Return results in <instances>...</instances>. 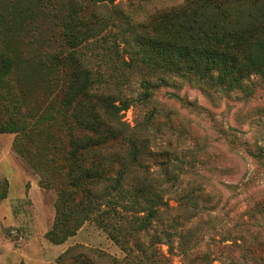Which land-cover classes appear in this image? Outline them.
<instances>
[{
    "label": "rangeland",
    "instance_id": "1",
    "mask_svg": "<svg viewBox=\"0 0 264 264\" xmlns=\"http://www.w3.org/2000/svg\"><path fill=\"white\" fill-rule=\"evenodd\" d=\"M240 1L254 22L264 20V0ZM181 4L0 0V65L9 60L0 84V264H76L80 253L91 264H244L228 237L253 233L264 243V74L218 83L215 74L168 72L142 60L134 41L152 16ZM80 66L91 78L83 104H95L102 131L118 137L107 149H80L75 161L73 144L89 132L63 103ZM106 94L129 104L112 121ZM127 138L144 153L167 154V174L143 155L152 174L130 172L122 198L70 189L75 166L114 178ZM143 183L146 198H124ZM56 227L73 235L53 244L47 233ZM248 243L264 260V245Z\"/></svg>",
    "mask_w": 264,
    "mask_h": 264
},
{
    "label": "trees",
    "instance_id": "2",
    "mask_svg": "<svg viewBox=\"0 0 264 264\" xmlns=\"http://www.w3.org/2000/svg\"><path fill=\"white\" fill-rule=\"evenodd\" d=\"M90 1L93 4L113 2V0ZM250 9L249 5L240 0H182L180 6L152 16L141 26V31L134 36V41L139 47L142 60L156 68L199 76L215 74L218 83L227 81L238 83L248 76L264 74V20L254 22ZM75 45L77 44L73 43L72 47H77ZM8 69L7 59L0 65V84L4 71ZM90 87V72L80 66V71L72 74L68 80L67 95L63 103L72 111L80 129L89 132L85 138L78 141L80 145L73 144L72 158L75 161H82L76 154L80 149H107L108 142L118 137L112 130H108L107 134L102 131V128L107 126L95 104H83ZM100 99H102L103 112L109 121L129 108V104L121 100L115 105L116 101L107 94ZM81 113L86 116L85 120L80 116ZM127 141L126 156H119V167L115 171L114 178L103 176V170L97 168L75 166L70 174V189L81 193L83 198L97 199L106 196L122 198V184L130 172L139 170L147 176L152 174L142 163L143 155L146 158L154 157L152 165L161 166V170L164 174L166 171L167 174L166 163L169 162L167 154L149 151L144 153L131 138H127ZM149 180L144 177L142 182ZM104 182H110L111 185L108 186V183L99 193L98 185ZM150 189V184L143 183L136 189V193H124V198H146L145 194ZM92 205H94L93 209L96 205L99 206L97 203H86L85 209H90ZM252 209L260 211L262 206L256 203ZM254 222L256 225V220ZM146 228L147 226L143 227L144 230ZM107 234L123 251H126L118 236L110 232ZM72 235V232L57 228L55 232L49 231L47 238L53 244H61ZM164 236L167 237L166 234ZM228 240L230 248L235 246L241 250L246 262L244 264H264L263 259L254 258L255 248L248 243L253 242L257 247L264 245L253 233L247 238L240 237V242L234 236L228 237ZM67 254L63 253L59 259H63ZM197 258L195 256V259ZM72 259L76 264H91L90 258L83 253L73 255ZM201 264H206V261Z\"/></svg>",
    "mask_w": 264,
    "mask_h": 264
}]
</instances>
